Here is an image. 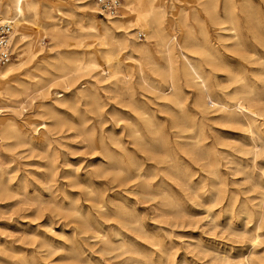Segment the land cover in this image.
I'll return each mask as SVG.
<instances>
[{
  "label": "rangeland",
  "instance_id": "374dc122",
  "mask_svg": "<svg viewBox=\"0 0 264 264\" xmlns=\"http://www.w3.org/2000/svg\"><path fill=\"white\" fill-rule=\"evenodd\" d=\"M9 1L0 0L1 10L4 11ZM11 1H14V6L17 4L26 17L29 16L27 4L35 2L37 14L45 23L50 22L43 17L44 12H48L59 27L76 35H80L77 24L79 20L84 27L89 25L90 17L99 27L107 22L97 12L90 13L88 9L84 12L73 0ZM252 1L264 18L262 0ZM222 2L223 0H218L220 13ZM165 3L169 18L173 13L169 8L170 4L175 6V10H179L181 6L187 12L191 10V6H195V0H165ZM121 4H124V0H121ZM237 14L242 20L243 14L239 11ZM176 31L178 35L177 28ZM208 32L210 38L216 40L213 28L208 26ZM30 33L27 31V34ZM78 37L82 39L83 47L72 46V41H69L63 43L60 50L68 54L92 53L98 57V47L93 39L82 33ZM177 38L180 39L178 36ZM144 39V36L137 38ZM246 40L250 42V51L257 55L248 54L246 60L236 55H226L232 57L247 76H252L261 63L259 59H264V42L259 43L250 35L246 36ZM49 44V37L44 36L42 51L23 66V71L28 70L41 76L37 66L39 67L44 57L51 54L46 51L51 46ZM12 47L11 45L10 61L15 62L17 59ZM185 54L192 56L188 52ZM95 73L80 74L69 82L68 89H64L61 84L51 85L47 94L38 95L21 111L5 108L0 112V121L12 120L25 142L18 145V140L11 138L8 142L14 145L9 148L6 143L0 144V264H77L76 258H71L76 255L81 260H88L90 264H264V223H260L256 214L257 210L264 211V202L261 200L264 196V179L258 184L257 179L249 180L246 174L238 171L239 164H243L249 166L256 177L263 174L264 153L254 156L253 152L260 147V143L254 142L244 127H222L211 123L205 126L206 143L213 144L218 152L216 159L220 176V200L217 204L211 202L209 197L210 180L201 179L205 176L201 163L183 154L178 147V156L196 172L195 179H173L168 175L164 179H151L156 193L154 199L143 194L140 179H111L109 176L83 178L87 171L95 168L88 164L97 157V153L92 151L83 132L77 127L82 120L80 110H87L85 115L89 120L86 126L94 128L93 136L97 143L100 120L91 108L83 105L74 107L65 101H56L55 93L64 94L65 100L83 86L90 89V85L97 80ZM15 76L21 80L26 78L22 73ZM35 81L39 83L40 80ZM215 82L212 79V83ZM38 86L41 84L37 88ZM188 91L190 102L193 91ZM98 93L102 102L108 104L102 109L106 120L102 128L106 130L114 124L109 111L115 100L101 89ZM135 97L148 102L138 89L135 90ZM126 99L123 96V111L130 113L129 108L125 107L128 105ZM8 101V96L3 95L0 104H8ZM48 105H55L58 109L63 125L56 126L47 139H42L44 128L40 123L45 121L48 127L54 123L55 118L49 114L37 116L35 113L43 110V107L48 108ZM159 116L166 119L163 114ZM166 124L169 139L174 144L173 133L168 123ZM184 136L192 137L193 134L187 132ZM190 140L185 141L192 142ZM221 148L225 152L222 153ZM136 154L144 167L153 164L138 149ZM230 197L235 198L232 206L228 205ZM257 202L262 203L254 208ZM70 203L78 209L79 215L68 214ZM243 204L250 208L252 206L255 214L248 216L242 208ZM94 229L104 235L103 240L101 235L94 237ZM119 233L122 237L118 236ZM106 239L111 241L114 250L107 251L104 248L103 242ZM121 244L124 249L119 248ZM131 246L134 247V252L131 251Z\"/></svg>",
  "mask_w": 264,
  "mask_h": 264
},
{
  "label": "bare ground",
  "instance_id": "6f19581e",
  "mask_svg": "<svg viewBox=\"0 0 264 264\" xmlns=\"http://www.w3.org/2000/svg\"><path fill=\"white\" fill-rule=\"evenodd\" d=\"M73 1L84 12L88 9L90 13L97 12L98 15L93 0ZM13 4L14 1L10 0L4 11L2 9L0 12V23H12L9 44L10 51L11 45L13 46L17 59L0 67V100H3V95L9 98L8 104H0V112L5 108L21 111L38 95L47 94L51 85L61 84L64 89H68L69 82L75 77L82 73L96 72L94 76L97 80L90 85V89L83 86L65 100L64 94L55 93L56 101H65L74 107L83 105L91 108L100 120L97 143L93 136L94 128L86 126L89 120L85 115L87 110H80L82 120L77 127L83 132L92 151L97 153V157L88 164L95 168L87 171L84 179H93L95 176L135 181L140 179L143 194L154 199L156 193L151 179H164L166 175L173 179H193L196 176V172L178 156V147L183 154L201 163V169L205 173L201 179L210 180L209 197L211 202L217 204L220 200V176L216 159L218 152L213 144L206 143L205 126L211 123L222 127H244L252 140L260 143V147L253 152L254 156L264 153V74H261L264 72V59L261 57L255 73L247 76L244 69L238 68L234 59L226 55H236L244 60L248 58V54L257 55L250 51V42L246 40V36L250 35L259 43L264 42V18L252 0H223L222 13L218 0H195V6H191L188 12L181 6L179 10H175V6L170 4L169 8L173 12L171 18L167 16L165 0H124L123 5L120 2L115 16L103 17L107 22L100 27L91 17L87 27L81 24V20L77 23L79 34L92 38L97 45L98 57L92 53L82 55L62 52L60 47L69 41H72V46L83 47L84 43L78 37L80 35L59 27L48 12H44L43 17L50 22L45 23L37 14L35 2L27 4L28 17L17 4ZM238 11L243 14L242 20ZM82 15L85 17L84 13ZM208 26L215 31L216 40L210 38ZM27 31L31 33L27 34ZM44 36L50 39L51 46L46 51L51 54L43 58L39 67L36 65L41 76L28 70L23 71V66L42 51ZM138 36H144L145 39L137 40ZM186 52L192 56L188 57ZM18 73H22L25 80L16 78ZM35 79H39V83ZM212 79L216 82L212 83ZM107 81L108 84H101ZM38 84L41 86L37 88ZM99 89L115 100L109 111L114 124L106 130L102 128L106 123L102 109L108 104L102 102ZM136 89L148 102L135 97ZM188 90L193 91L190 102ZM123 96L127 97L128 105L125 107L129 108L130 113L123 111ZM35 114H49L55 118L54 123L48 127L45 121L40 123L44 128L42 139H47L56 126L63 125L55 105L43 107V110ZM161 114L166 119L160 118ZM166 123L173 133L174 144L169 139ZM187 132L193 136L185 137ZM11 138H16L18 145L25 143L23 135L15 129L12 120L0 121V144L6 143L9 148L14 145L8 142ZM186 139H191L192 142L185 141ZM136 149L153 164L144 167ZM220 150L225 152L222 148ZM238 171L246 174L249 180L257 179L258 184L263 182L264 173L256 177L249 166L239 164ZM1 175L0 173V177ZM234 200V197H230L228 205L232 206ZM261 200L264 202V196ZM262 202H257L253 207L258 208ZM242 208L248 216L255 214L252 206L250 208L243 204ZM70 213L79 215L72 203L68 207V214ZM256 214L260 223H264V211L257 210ZM93 233L95 238L101 235L95 229ZM118 236L122 237L121 233ZM100 238L103 240L104 235ZM103 245L107 251L115 249L108 239L104 240ZM119 248L124 249V245L121 244ZM131 251H135L133 246ZM71 258H76L77 264H90L77 255ZM148 260L151 261L150 258Z\"/></svg>",
  "mask_w": 264,
  "mask_h": 264
},
{
  "label": "built area",
  "instance_id": "2783aa9c",
  "mask_svg": "<svg viewBox=\"0 0 264 264\" xmlns=\"http://www.w3.org/2000/svg\"><path fill=\"white\" fill-rule=\"evenodd\" d=\"M100 17H113L120 8L121 0H93ZM1 12V9H0ZM12 31L11 22L0 23V67L6 65L12 58L9 44V35Z\"/></svg>",
  "mask_w": 264,
  "mask_h": 264
}]
</instances>
